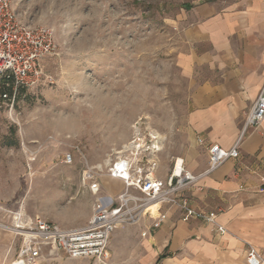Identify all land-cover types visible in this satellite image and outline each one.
<instances>
[{
	"label": "rangeland",
	"instance_id": "obj_1",
	"mask_svg": "<svg viewBox=\"0 0 264 264\" xmlns=\"http://www.w3.org/2000/svg\"><path fill=\"white\" fill-rule=\"evenodd\" d=\"M188 1L11 0L22 20L53 29L56 51L42 63L47 81L1 112L0 223L19 208L67 227L90 216L104 185L117 193L122 183L103 176L94 193L81 186L82 170L103 166L136 137L159 141L157 174L181 156L190 94L209 76L185 70ZM67 152L70 165L62 163ZM138 225L116 229L124 235L110 264H155Z\"/></svg>",
	"mask_w": 264,
	"mask_h": 264
},
{
	"label": "crops",
	"instance_id": "obj_2",
	"mask_svg": "<svg viewBox=\"0 0 264 264\" xmlns=\"http://www.w3.org/2000/svg\"><path fill=\"white\" fill-rule=\"evenodd\" d=\"M188 2L185 35L193 49L184 56L185 70L205 69L209 76L190 94L185 118L190 144L179 157L187 169L202 174L208 167V155L198 138L225 149L233 147L264 85V0ZM238 151L237 158H228L203 174L188 192L193 206L217 212V222L225 232L217 233L201 220H184L178 211H171L158 230L143 237L151 245L155 264H246L249 246L264 259V118L258 128L244 134ZM165 174L158 173V177L164 178ZM104 187L103 194L111 196L121 190L114 193L117 188L113 184L106 183ZM89 217L83 214L69 223L70 227L58 224L80 227ZM147 224L142 221L137 226L140 237ZM123 235L119 230L112 234L109 262L111 251L117 254L114 243ZM19 244V238L0 229V264L14 258ZM36 264L92 261L67 258L46 246Z\"/></svg>",
	"mask_w": 264,
	"mask_h": 264
},
{
	"label": "built area",
	"instance_id": "obj_3",
	"mask_svg": "<svg viewBox=\"0 0 264 264\" xmlns=\"http://www.w3.org/2000/svg\"><path fill=\"white\" fill-rule=\"evenodd\" d=\"M53 29L46 25H33L22 20L11 0H0V118L1 112H12L19 92L36 87L48 77L43 60L55 54ZM264 118V85L247 113L239 138L233 147L225 149L217 144L205 143L198 138L208 155V167L202 174L187 169L182 157H174L164 178L158 177L157 165L152 159L160 149L154 135L149 141L134 138L104 165L86 167L80 175L82 187L91 192L101 191L103 176L121 181V190L111 195H98L92 203V213L86 225L65 228L39 215L28 216L21 208L11 212L10 224L0 223V229L20 239L13 259L2 264H36L43 256V248L58 251L71 259H89L92 264H110L109 241L120 226L148 221L141 232L148 237L158 230L171 211H178L182 219H198L211 225L217 233L225 228L218 224V214L193 206L188 192L203 174L216 169L228 158L239 156V145L244 134L256 129ZM78 150V147H75ZM73 154L63 155L62 163L70 165ZM246 264H264L260 253L249 246Z\"/></svg>",
	"mask_w": 264,
	"mask_h": 264
},
{
	"label": "trees",
	"instance_id": "obj_4",
	"mask_svg": "<svg viewBox=\"0 0 264 264\" xmlns=\"http://www.w3.org/2000/svg\"><path fill=\"white\" fill-rule=\"evenodd\" d=\"M9 145H11V144H9ZM163 256H161L160 258H162Z\"/></svg>",
	"mask_w": 264,
	"mask_h": 264
}]
</instances>
